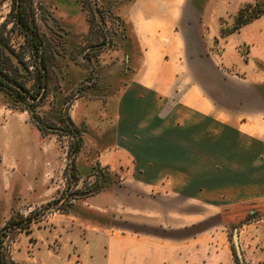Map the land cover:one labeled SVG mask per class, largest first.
<instances>
[{
  "label": "rangeland",
  "instance_id": "rangeland-1",
  "mask_svg": "<svg viewBox=\"0 0 264 264\" xmlns=\"http://www.w3.org/2000/svg\"><path fill=\"white\" fill-rule=\"evenodd\" d=\"M127 1L0 0V126L10 125L9 150L0 146V255L13 264H130L131 236L147 230L150 212L131 208L132 198L145 200V186L116 146L106 109L107 95L126 88L143 58L123 17ZM228 1L241 2L244 19L260 14L264 27V0ZM194 8L180 72L193 81L195 74L219 116L255 122L264 133V49L243 37L252 29L236 32L239 10L219 19L212 34ZM18 10L38 40L16 22ZM230 139L233 147L221 155L229 160L252 148ZM250 179L220 178L217 199L170 195L169 212L150 213L183 223L170 225L169 237L183 243L184 264H264V198L243 201L232 189L252 187Z\"/></svg>",
  "mask_w": 264,
  "mask_h": 264
},
{
  "label": "crops",
  "instance_id": "crops-1",
  "mask_svg": "<svg viewBox=\"0 0 264 264\" xmlns=\"http://www.w3.org/2000/svg\"><path fill=\"white\" fill-rule=\"evenodd\" d=\"M124 5L123 17L131 24L143 58L126 88L107 95L111 100L106 109L109 115H114L116 146L130 158L137 171L136 179L145 186L146 202L143 198L139 201L132 198V210L165 215L173 204L170 195L193 201L217 199L220 190L215 183L220 178L234 181L249 177L252 187L237 184L232 187L236 189L235 194L248 198L243 201L264 198V133L257 129L255 122L234 124L219 116L221 107L201 91L195 74L194 81H189L180 72L186 45L185 26L193 12L189 7L196 8L197 17L204 20V28L217 34L221 30L217 21L227 14L233 19L241 2L130 0ZM260 19L242 25L236 32L243 34L252 29L243 37L264 49V27L258 24ZM179 81L190 84L183 86L184 89L172 90ZM9 133V124L0 126L3 151L9 150L10 141L6 140ZM232 135L239 142L245 141V146L250 143L252 148L240 155L233 153L229 160L221 155H227L230 150L226 149L233 147ZM222 162L228 167L219 169ZM254 179L258 181L255 183ZM164 181L170 182L169 186ZM175 181L178 184L174 191L170 184L173 186ZM255 184L259 187L254 188ZM150 213L144 235L131 236L129 249L127 246L125 254L129 253L130 264H184L183 243L178 237L172 240L169 237V227L183 223L169 216L154 220Z\"/></svg>",
  "mask_w": 264,
  "mask_h": 264
},
{
  "label": "trees",
  "instance_id": "trees-1",
  "mask_svg": "<svg viewBox=\"0 0 264 264\" xmlns=\"http://www.w3.org/2000/svg\"><path fill=\"white\" fill-rule=\"evenodd\" d=\"M250 9H251V6L248 5L246 7V10H250ZM244 11H245L244 9L239 10L236 16L237 20H236L234 27L237 29L241 27L242 25L248 24L250 21H252V19L257 18L260 15V14L258 16L253 15L252 17L244 19V13H245ZM15 17H16V22L20 25V27L25 31H28L30 33L32 32L33 35L35 36L34 39L38 40L37 35L33 32L32 28L30 27L28 23V20L26 18L24 11L18 10V13H16ZM0 73H3L1 67H0ZM43 79H44V75H42V82H43ZM0 264H13V262L7 261L4 256L0 255Z\"/></svg>",
  "mask_w": 264,
  "mask_h": 264
},
{
  "label": "water",
  "instance_id": "water-1",
  "mask_svg": "<svg viewBox=\"0 0 264 264\" xmlns=\"http://www.w3.org/2000/svg\"><path fill=\"white\" fill-rule=\"evenodd\" d=\"M233 241H234L237 256H238L239 260L242 262L243 261L242 250H241V246L239 243V235H238L237 230H235V232L233 234Z\"/></svg>",
  "mask_w": 264,
  "mask_h": 264
}]
</instances>
